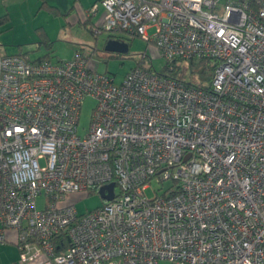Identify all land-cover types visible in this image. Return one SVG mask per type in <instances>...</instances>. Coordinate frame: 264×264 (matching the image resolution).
Instances as JSON below:
<instances>
[{
	"label": "built area",
	"instance_id": "1",
	"mask_svg": "<svg viewBox=\"0 0 264 264\" xmlns=\"http://www.w3.org/2000/svg\"><path fill=\"white\" fill-rule=\"evenodd\" d=\"M100 6L95 34L140 36L169 72L213 59L211 84L0 54V242L14 230L33 264H264V0H100L86 16ZM154 179L171 185L151 197ZM112 182L93 210L67 202Z\"/></svg>",
	"mask_w": 264,
	"mask_h": 264
},
{
	"label": "rangeland",
	"instance_id": "2",
	"mask_svg": "<svg viewBox=\"0 0 264 264\" xmlns=\"http://www.w3.org/2000/svg\"><path fill=\"white\" fill-rule=\"evenodd\" d=\"M99 1L76 0V5L87 10L93 3ZM226 1L221 0V3L223 4ZM102 12L103 9H101L98 16H95L92 23L87 26L77 19L73 21L70 17L55 15L45 10L38 15L35 14L34 18L45 28L53 42L51 53L53 59H72L78 51H83L90 57V64L94 70L114 76L118 83L137 65H143L156 73L170 74L185 82H202V78L198 72H191V63L189 61H177L174 64L175 70L169 72L167 66L170 68L172 63H169L166 58L160 55L153 43H149L140 36L131 35L125 31L114 32V34L123 37L129 44V51L127 53L107 51L105 45L110 32L101 31L95 34L94 31L90 30L93 23L96 24L100 20ZM32 18L29 17L26 20V24H22L20 28H22V34L26 42H28L23 45L24 51H28L32 58H37L38 56L46 54L47 47L45 44H40L41 49H37L39 42L43 39L35 30V27L32 30ZM96 104V99L91 96H87L84 99L80 111L79 134L85 135L87 133ZM170 185V179L164 180L163 182L154 179L148 189V195L153 197L155 191L160 194ZM116 192H119V187H116ZM67 202L74 203L79 213H85L102 205L105 200L100 195L99 190H96L90 194L86 191L73 193L69 195ZM44 204V197H39L37 199V206L43 208ZM158 264H171V262L161 259Z\"/></svg>",
	"mask_w": 264,
	"mask_h": 264
},
{
	"label": "crops",
	"instance_id": "3",
	"mask_svg": "<svg viewBox=\"0 0 264 264\" xmlns=\"http://www.w3.org/2000/svg\"><path fill=\"white\" fill-rule=\"evenodd\" d=\"M89 9L84 10V8L76 5V0H73V2L72 0H0V18L5 17L0 22V54H12L24 51L23 45L28 42H26L22 34V28L20 27L22 24H26V20L29 17H33L31 19L32 30L35 27V30L43 40H51L45 28L34 18L35 14L38 15L45 10L55 15L70 17L73 21L77 19L83 23V20L86 18V12ZM101 9L104 10L100 6L98 14ZM94 18L95 16H92L91 21ZM99 22L98 20L96 23ZM42 56H38L37 58ZM7 239L5 242H0V264H33L21 261L20 252L15 243L16 233L14 230H8Z\"/></svg>",
	"mask_w": 264,
	"mask_h": 264
},
{
	"label": "trees",
	"instance_id": "4",
	"mask_svg": "<svg viewBox=\"0 0 264 264\" xmlns=\"http://www.w3.org/2000/svg\"><path fill=\"white\" fill-rule=\"evenodd\" d=\"M4 19H5V17L4 18H0V22L3 21ZM90 23H92L91 17L86 16V18L83 20V24L85 26H87ZM92 28H93V26L90 27V30L93 31ZM109 37H115V38H118L120 40H124L122 36H117V35L114 36V35H110L109 34ZM40 44H45V46L47 47L46 54L44 56L40 57V58H32L28 51H20V52L28 54L34 60H36V59L40 60V59H44V58L53 59L52 56H51L52 48H53V42L51 40H49V39H44V40L39 42L38 48H40ZM20 52H17V53H20ZM12 54H14V53H12ZM88 58L90 60V57H88ZM143 58H144V56H143ZM53 60H61L62 61V59H53ZM189 62L191 63V72H194V73L198 72L200 74L201 78H202V82L191 81V82H188V83L192 84V85H197L199 87L208 88L210 86V84H211V79L213 77V73H214L215 67L217 65L216 61L213 60V59H202V60H199V61L191 60ZM137 67H144L146 69H149V68H147V67H145L143 65H137L134 68H137ZM167 69H169V66H167ZM174 69H175V65H174ZM168 75H170V74H168ZM96 190H98V189L90 190L88 193L90 194L91 192L96 191Z\"/></svg>",
	"mask_w": 264,
	"mask_h": 264
},
{
	"label": "water",
	"instance_id": "5",
	"mask_svg": "<svg viewBox=\"0 0 264 264\" xmlns=\"http://www.w3.org/2000/svg\"><path fill=\"white\" fill-rule=\"evenodd\" d=\"M105 49L107 51H114V52H121V53H127L129 51V44L125 40H120L115 37H108ZM114 186L115 183H109L107 185L102 186L99 189L100 195L103 197L105 200H112L114 197ZM108 190V192H106Z\"/></svg>",
	"mask_w": 264,
	"mask_h": 264
},
{
	"label": "flooded vegetation",
	"instance_id": "6",
	"mask_svg": "<svg viewBox=\"0 0 264 264\" xmlns=\"http://www.w3.org/2000/svg\"><path fill=\"white\" fill-rule=\"evenodd\" d=\"M110 35H114V36H116L115 34H113V33H109Z\"/></svg>",
	"mask_w": 264,
	"mask_h": 264
}]
</instances>
